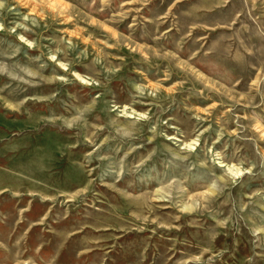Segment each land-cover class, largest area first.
I'll list each match as a JSON object with an SVG mask.
<instances>
[{"label":"rangeland","instance_id":"1","mask_svg":"<svg viewBox=\"0 0 264 264\" xmlns=\"http://www.w3.org/2000/svg\"><path fill=\"white\" fill-rule=\"evenodd\" d=\"M0 264H264V0H0Z\"/></svg>","mask_w":264,"mask_h":264}]
</instances>
